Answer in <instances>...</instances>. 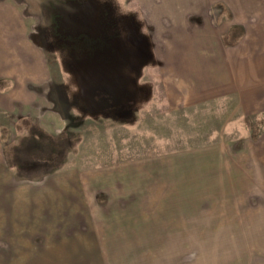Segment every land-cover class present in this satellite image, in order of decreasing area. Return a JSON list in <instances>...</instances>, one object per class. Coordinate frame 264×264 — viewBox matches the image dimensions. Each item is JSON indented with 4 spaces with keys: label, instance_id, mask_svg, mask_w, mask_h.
Listing matches in <instances>:
<instances>
[{
    "label": "rangeland",
    "instance_id": "1",
    "mask_svg": "<svg viewBox=\"0 0 264 264\" xmlns=\"http://www.w3.org/2000/svg\"><path fill=\"white\" fill-rule=\"evenodd\" d=\"M62 1H42L50 14L41 33L44 79L57 86L65 131L16 125L0 112V264H264V110L243 111L236 94L183 103V79L160 61L163 31L153 39L145 12L182 7L193 14L190 25L213 29L241 56L245 40L264 55V14L242 15L243 0H231V9L226 0H74L83 8L80 32L64 25ZM15 4L34 35L40 15ZM122 16L132 22L140 60L133 77L145 90L129 110L87 115L73 105L83 97L67 61L86 68L103 48L100 39L80 41L88 28L128 40ZM91 82L83 86L120 87L112 78ZM32 133L36 147L23 141Z\"/></svg>",
    "mask_w": 264,
    "mask_h": 264
},
{
    "label": "crops",
    "instance_id": "2",
    "mask_svg": "<svg viewBox=\"0 0 264 264\" xmlns=\"http://www.w3.org/2000/svg\"><path fill=\"white\" fill-rule=\"evenodd\" d=\"M14 1L24 2L29 15H40V24L34 29V35L27 30L26 11L20 10L16 4L17 7L13 6ZM42 1L0 0V112L7 119H13L16 125L37 123L39 128L45 127L48 133L59 136L65 131V116L59 105L57 86H51L44 79L41 32L45 26L42 19L50 12ZM224 2L231 9V0ZM70 5H63L67 14L64 25L74 29L76 25L71 19L74 4ZM253 8L264 14V0H243L240 13L251 14ZM151 9L153 11L145 14L147 23L154 28L153 39L156 32L163 31L160 39L163 70L178 72L183 79V103L197 104L217 96L236 94L243 111L264 110V55L253 54L245 40L247 54L241 56L239 53L243 49L240 46L223 45L213 29L202 24L190 25L189 17L193 14L183 12L182 7L153 5ZM247 9L249 12L246 13ZM195 13L204 21L203 12ZM49 35L51 38L50 32ZM261 39L259 36L256 40L263 44ZM257 42H251L250 46ZM1 145L0 140V165L5 157Z\"/></svg>",
    "mask_w": 264,
    "mask_h": 264
},
{
    "label": "trees",
    "instance_id": "3",
    "mask_svg": "<svg viewBox=\"0 0 264 264\" xmlns=\"http://www.w3.org/2000/svg\"><path fill=\"white\" fill-rule=\"evenodd\" d=\"M109 14L112 15L110 10ZM122 18L123 22L125 23L123 24L122 22V24L129 27L128 31H124L123 28V37L127 36L128 40L122 38V41H120V43H116L118 46H109V38H111L112 36L116 37L117 30L114 29L113 31H108L107 37H97L101 40V46L103 48L100 51H97L95 55L93 54L92 56H89L87 58L85 63L87 64L85 65L87 66L86 68L80 66L84 63H80V65L78 66L76 62L75 64L78 67H75L71 61H67L69 63L67 71H70V73L74 75L77 84V92L79 90L83 97V103L75 101L76 103L74 102L73 105L78 109L83 110L87 115H107L111 112L115 113L129 110L138 101L139 90H145L143 88L139 89L136 84V80L133 77L139 72L138 69H135V66L140 63V60L135 49L136 37L134 35L132 22L126 16H122ZM126 41L131 44V54H129L128 43L126 44ZM98 59H100V62L105 61L108 68L106 69L102 66L99 67L97 62H95L98 61ZM73 67L77 68L78 72ZM89 69L94 72V75L89 76ZM109 78H112L114 81L120 84V87L117 88L116 91H112V93L102 89L93 90L91 87L85 88L83 86L87 83H93L91 81H98V79L101 80V84L103 85V83ZM86 90H92L88 94L89 98H87V95L85 96ZM76 95H72L70 99L72 100V97L74 99ZM71 100L68 99V101H70V104ZM32 135H34V133L30 134V137L24 138L23 141L27 145L30 144L36 147L38 146V143H40V138L37 137V134H35V137H33ZM51 151L52 153H54L53 150Z\"/></svg>",
    "mask_w": 264,
    "mask_h": 264
},
{
    "label": "flooded vegetation",
    "instance_id": "4",
    "mask_svg": "<svg viewBox=\"0 0 264 264\" xmlns=\"http://www.w3.org/2000/svg\"><path fill=\"white\" fill-rule=\"evenodd\" d=\"M71 3V4H74V6L72 7L73 8V10H74V15L75 16H73V17H71V19H72V22H74V24L76 25L75 26V28H74V30L75 31H84L85 29L84 28H82V27H78L80 24L79 23H81V22H83L84 21V19H83V15H79V12L83 9L81 6H76L75 5V1L74 0H66V1H62L61 2V6L62 5H64V4H66V3ZM100 4L102 3L100 0L98 1ZM54 9L56 10V7L54 6ZM59 12V11H58ZM78 12V13H77ZM64 18V17H63ZM79 21H81V22H79ZM71 22V21H70ZM88 31L84 34V35H79V38H80V41H88V42H91V41H94L95 39H98L96 36H99L98 35V33L100 32H96V31H90V29L88 28L87 29ZM75 35V34H74ZM107 35H108V31H106V32H102L101 33V35L100 36H103V37H107ZM87 36V37H86ZM76 38H77V35L75 36V40H76ZM112 38H113V36H112ZM73 41H74V39H72V43H73ZM116 41L118 42V43H120V41H122V35L120 34V31L119 30H117V33H116Z\"/></svg>",
    "mask_w": 264,
    "mask_h": 264
},
{
    "label": "water",
    "instance_id": "5",
    "mask_svg": "<svg viewBox=\"0 0 264 264\" xmlns=\"http://www.w3.org/2000/svg\"><path fill=\"white\" fill-rule=\"evenodd\" d=\"M36 6V5H35Z\"/></svg>",
    "mask_w": 264,
    "mask_h": 264
}]
</instances>
